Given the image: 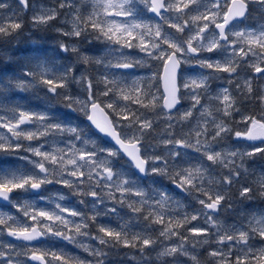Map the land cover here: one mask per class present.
<instances>
[{
    "label": "snow or ice",
    "instance_id": "snow-or-ice-1",
    "mask_svg": "<svg viewBox=\"0 0 264 264\" xmlns=\"http://www.w3.org/2000/svg\"><path fill=\"white\" fill-rule=\"evenodd\" d=\"M16 4L12 10L0 0V10L9 9L0 15V38L18 36L24 27L21 14L31 11L34 28L59 21L61 36L100 42L104 48L90 56L75 43L61 42L59 50L74 57L69 63L52 68L46 57L34 56L22 77L0 83V94L42 89L50 102L80 112L89 127L85 131L57 120L54 110L33 112L14 105L0 114V154L22 162L0 166V204L7 202L33 222L0 209V236L21 242L0 243V264H106L109 252L118 248L133 249L138 264H200L197 248L212 244L217 247L208 255L215 264H264V246L255 243L264 245V208L241 211L239 222L232 224L220 219L222 212L235 210L230 190L236 184L239 203L249 202L245 207L264 201V169L257 174L247 167L257 155L264 156V88L257 92L252 76L241 78L246 67L264 77V0ZM85 4L91 5L90 12L81 11ZM253 11L258 18L249 23ZM13 55L0 51L6 64ZM154 61L162 72L151 71ZM253 102L261 113L245 115L241 109ZM234 124H244V130ZM239 141L252 143L242 150L233 146ZM244 175L252 176V183H241ZM148 177H153L151 185L143 183ZM52 184L72 190L89 211L66 206L62 194L54 208H36L13 195L32 194L48 203L43 190ZM177 196L190 198V213ZM124 209L127 220L120 216ZM102 215H115L121 223H98ZM201 217L203 225L185 228ZM141 221L140 230L133 231ZM92 225L95 233L89 231ZM49 235L79 245L94 259L41 250L32 243Z\"/></svg>",
    "mask_w": 264,
    "mask_h": 264
},
{
    "label": "trees",
    "instance_id": "trees-1",
    "mask_svg": "<svg viewBox=\"0 0 264 264\" xmlns=\"http://www.w3.org/2000/svg\"><path fill=\"white\" fill-rule=\"evenodd\" d=\"M7 2L12 6V10H17L18 6L16 4V0H7ZM255 8V6H252ZM81 11L83 12H90L91 11V6L90 4H85L81 6ZM9 12V9L5 10H0V15L7 14ZM22 19L24 20V27L20 31V34L14 38H0V51L3 52H8V53H14L12 56V61L10 63H4L3 62V57H0V83L2 82H7L9 80L13 81L16 78H20L23 75V70L28 62V60L31 57L34 56H40L42 58H47L50 63L49 67L52 68H58L61 65L67 64L70 62V58L67 56L65 53H61L59 50V45L54 44L52 46L48 45V34H44L45 30L49 33L52 34L50 31V27L48 28H34L30 20L28 18V13L27 14H21ZM253 19L249 20V23H255V18H258V13L256 11H253L252 13ZM57 22H53L55 24ZM57 25V24H55ZM67 27H70L68 25ZM28 32H32L34 37L33 43L32 41H28L29 37L27 36ZM63 37V36H62ZM65 39V38H63ZM73 42L78 46L82 47V50H86V54L88 55H95L97 49H103L104 45L100 42L92 41L91 43L83 41V39H75L72 38ZM134 55H139V53L136 50H130ZM155 67L152 68L151 71H160V66L158 62H152ZM140 75H145L146 70L138 69L137 70ZM14 82V81H13ZM6 97V98H5ZM14 100H17L18 104L21 107L25 108H30L33 109L37 112H50L54 110V115L57 120L60 121H70V118L74 117V120H80L84 123V118L79 114V112H74L68 109L67 107L64 106L63 103H56V102H50V97L49 95L42 89L39 88H29L26 91H20L18 89H13L5 94H0V102L1 103H6L8 105L11 104ZM245 104L243 109H246V107L249 105ZM251 106V105H250ZM259 104L254 102V109H258ZM260 110V108H259ZM252 111V110H250ZM253 112H251L252 114ZM239 116V114L235 115V119ZM75 124L77 122H74ZM84 129L85 131H89V128L84 124ZM90 135L94 134L92 132H89ZM12 155H5L2 160H0V166H11L17 163H22L20 161H16L15 157ZM233 191L234 189L231 188L230 190V195L231 197L233 196ZM18 192L16 193V198ZM5 209H10L11 206L9 207H3ZM19 214V213H18ZM155 228L157 227L158 229L161 227L160 225H155ZM192 227V224H188L185 226V228H190ZM91 233H95L96 228H94V225L89 229ZM181 231L184 232L185 235H188V233L185 231V229H181ZM155 236V234H152ZM55 239V244L56 246H59V250H64L65 254L78 257L81 259L85 260H92L88 253L86 252H81L80 250L75 249L73 244H62L58 240L59 238H53ZM88 241L91 243V240L88 239ZM105 251H108V249H105ZM197 251L199 252V258L200 262L203 264H212V261L208 258L207 256L204 255L203 251L197 248ZM131 254H135L134 250L132 249Z\"/></svg>",
    "mask_w": 264,
    "mask_h": 264
},
{
    "label": "rangeland",
    "instance_id": "rangeland-1",
    "mask_svg": "<svg viewBox=\"0 0 264 264\" xmlns=\"http://www.w3.org/2000/svg\"><path fill=\"white\" fill-rule=\"evenodd\" d=\"M33 2L36 3V4H48V3L51 2V0H33ZM31 14H32L31 11H29L28 12L29 20L31 18ZM153 21H155V20L153 19ZM55 24H57V25H55ZM55 24H53L50 27V31H51L52 34H49L45 30L44 34H48L47 35V37H48V40H47L48 45L49 46L54 45V44H58L59 45L61 42L69 43V44L74 43L72 38L62 37L60 35V33L56 31L57 27H62L63 25L59 21H57V23H55ZM27 36L29 37L28 41H32V43H33V40H34V37H32L33 33L32 32H28ZM63 38H65V39H63ZM79 48L82 49V47H79ZM61 53H63V52H61ZM66 54L70 58V61L72 59H74V57H72L71 53H66ZM246 75L252 76L253 80L257 81L258 84H257V87H255V89H257V92H259V90L261 88H264V77L256 76L255 73L251 72V69H249L247 67L245 68V70L243 72H241V78H243ZM16 79H18V78H16ZM16 79H14L13 81H15ZM216 86H217V83L214 82L213 83V88H215ZM14 105H19L17 100H14L13 102H11L10 105L0 102V114H3V112H5L8 108H10V107H12ZM185 107H187V103L186 102H185ZM259 108H260V110H259ZM259 108L258 109H254V102H253V103H250L246 107V109L242 108L241 111L245 115H248L246 113L248 110H254V111L257 110V112L254 113V114L259 115L261 113V111H262V108L261 107H259ZM26 109H29V110H31L33 112H37V111H35L33 109H30V108H26ZM181 110H183V109H181ZM79 114L83 117V115L80 112H79ZM235 120L239 121L240 120V115ZM62 122H65V121H62ZM74 122H77V123L75 124ZM65 123H71L73 125H78L80 128L84 129V123L82 121H80V120H77V119L74 120V117H72V119L70 118V121H66ZM233 126L237 130H244V127H245L244 124H238V125L234 124ZM160 128H163V123L160 124ZM160 128H158L157 131H159ZM2 131H6V130H2ZM59 139H60L59 137L56 138V142L57 143H59ZM65 139H67V137H65ZM40 142H43V138H42V140ZM226 142L229 143V144H232V139L229 138ZM25 143H27V142H25ZM32 143L36 144L38 142L37 141H33ZM49 143L50 144L52 143L51 139H49ZM256 144L259 145L260 142H258ZM249 145L250 144L247 143L246 141H239V142H237L236 145H233V146H239L242 150H247L249 148ZM61 146H63V145H61ZM262 146H264V145H262ZM21 154H24V153H21ZM5 155L6 154H0V160H2ZM10 157H12V156H10ZM247 167H248V172L249 173L255 172V173L259 174L261 172V170L264 169V156L257 155L254 158V161H249L248 162ZM156 179H160V178L156 177ZM253 179L254 178L252 176H250V175H244L241 178V183H244L245 181H247L248 183H252ZM152 180H153V177H148L145 180H143V183L145 185H151L152 184ZM162 182H163L164 185H167V186L170 187V183H169L167 178H163ZM239 187H240V184H236V185H234L232 187L234 189V191H233V196L234 197H232V198L236 202L235 210L232 211V212H222L220 214V219L223 220L227 224H232L234 222H239V220L241 219V216H240L239 213L241 211L246 214V213L250 212L252 209H254L256 207L264 208V201H260V200H256V201L251 202V205L249 207H245V205L249 204V202H247V201H245L243 204L239 203V200H238V189H239ZM172 192L175 193L173 190H172ZM59 194H62V195H64L66 197V199L62 202L66 206H68L70 208H75V209L81 210V211L86 212V213L89 211L88 207H85L84 205H80L78 203L80 197L73 195L72 194V190H70V189H68V188H66V187H64L62 185H58V184H52V185L45 186V189L43 190V195L50 198L48 203L40 201L37 197H35L32 194H24V193H20V192H18V194H17V197H18L17 199L20 200V202H23L24 199H27L36 208H54L55 203L58 202V195ZM176 198L179 199L182 202V204L187 207V210L190 213L191 212V207L189 206L190 205V198H189V200H185L183 196H177ZM88 201H90V198H87L86 202H88ZM106 203H108L109 206H111L110 202L106 201ZM191 203H194V202H191ZM117 207L119 208V205H117ZM173 207H175V206H173ZM195 207L199 208L200 206L198 204H195ZM0 209H3L5 212L15 213L21 219L22 222L23 221H27L28 224H32L33 223L31 220H27V218H24L22 216V213H19V214L16 213V210L12 206H11L10 209H5L3 207H0ZM183 210L184 209L182 208L181 211H183ZM125 213H127V209H124L123 211H121L120 212V216H123L125 218V220H127L128 216L125 215ZM98 223L105 224V225L111 224V225L115 226V225L121 223V220L115 215H110V216H103L102 215L98 219ZM191 224H192V226L193 225H197V224L203 225V217H201L199 221H192ZM142 225H143V222L141 221V222L137 223L135 226H133L132 230L133 231H139L140 228L142 227ZM94 228H96L95 225H94ZM96 231H97V229H96ZM152 234H155V236H157L158 235V231L154 232ZM46 237H47V241L42 243V244H39L37 246L41 250H45V249L57 250V249H54L55 248V242L57 240L55 241V239H53V238H56V237L51 236V235L46 236ZM80 239L83 241V243L88 244L90 247L97 246V242L96 241H92L91 240V243H90L87 238H80ZM173 240H175V238H173ZM59 242L61 243V241H59ZM86 242H88V243H86ZM0 243L8 244L10 242H8L6 240V238H5V235H3V236H0ZM255 243H256L257 247L264 246L258 240L255 241ZM74 247L77 250L83 251V248L80 247L79 245H74ZM212 247H217V245L212 244L210 247L209 246H203V247H200L198 249L203 251L204 255L207 256L206 258H208V259H210L212 261V264H215L214 258H212V257H210L208 255V252L211 250ZM131 251H132V249H129V248H118L116 250L110 251L109 252V256H108V258L106 260V264H138V261H139L138 254H136L135 255V259H133L132 257L134 256V254H131ZM197 254H198V258H199V252L198 251H197ZM152 255L154 256L155 253H152ZM90 258L94 259L91 256H90ZM199 260H200V258H199ZM200 264H203V263L200 262ZM253 264H254V262H253Z\"/></svg>",
    "mask_w": 264,
    "mask_h": 264
},
{
    "label": "water",
    "instance_id": "water-1",
    "mask_svg": "<svg viewBox=\"0 0 264 264\" xmlns=\"http://www.w3.org/2000/svg\"><path fill=\"white\" fill-rule=\"evenodd\" d=\"M161 72H162V70H161ZM161 90H162V86H161ZM87 122V121H86ZM87 124H88V122H87ZM257 142V141H256ZM172 188L173 189H175L173 186H172ZM176 190V189H175ZM177 191V190H176ZM4 205H7V202H4L3 203ZM7 237V239L9 240V241H11V242H20V241H16L14 238H12V237H8V236H6ZM44 240V237L43 238H40V239H38L37 241H33L32 243L33 244H38V243H40V242H42ZM21 243V242H20ZM33 264H38V262H32Z\"/></svg>",
    "mask_w": 264,
    "mask_h": 264
},
{
    "label": "flooded vegetation",
    "instance_id": "flooded-vegetation-1",
    "mask_svg": "<svg viewBox=\"0 0 264 264\" xmlns=\"http://www.w3.org/2000/svg\"><path fill=\"white\" fill-rule=\"evenodd\" d=\"M252 83H253V87H254V89H255V87H257V84H258V83H257L256 80H253ZM251 112H253L252 114H254V113L257 112V110H255V111H254V110H252V111L248 110L246 113H247V114H251Z\"/></svg>",
    "mask_w": 264,
    "mask_h": 264
}]
</instances>
